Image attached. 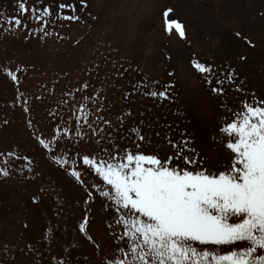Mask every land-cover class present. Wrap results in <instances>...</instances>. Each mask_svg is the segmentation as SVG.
I'll list each match as a JSON object with an SVG mask.
<instances>
[{"label": "rangeland", "instance_id": "1", "mask_svg": "<svg viewBox=\"0 0 264 264\" xmlns=\"http://www.w3.org/2000/svg\"><path fill=\"white\" fill-rule=\"evenodd\" d=\"M19 2L0 0V21L21 15L28 25L11 33L0 29V153L17 152L34 165L29 172L26 161L8 157L12 175L0 177V264H57L58 259L103 264L115 250L107 227L112 214L104 211L99 198L86 204L84 188L35 138L50 139L55 127L75 122L78 109L88 103L103 107L96 115L113 121L114 127L106 131L114 133L122 150L135 149L133 128L146 136L142 150L161 156L174 151L167 137L179 142L188 133L201 156L222 168L230 158L219 132L225 118L231 120L253 94L264 99V0H86L87 7L84 0H24L30 9L53 8L46 37L33 34L40 25L31 13L19 12ZM61 3L75 4L80 21L57 19L62 11L73 14L61 10ZM169 8L170 18L185 24L186 39L174 30L167 32L164 13ZM193 60L214 67L211 86ZM8 69H19V89ZM230 69L236 70V85L243 91L226 82L225 92L231 94H214L216 80L225 79ZM169 85L170 99L150 95ZM18 92L25 97L18 98ZM96 93L97 105L85 101ZM128 111L130 117L125 116ZM98 150L95 141L62 139L56 155L74 158L77 152ZM3 159L0 166H5ZM85 179L96 181L90 172ZM89 210L88 232L99 250L79 231Z\"/></svg>", "mask_w": 264, "mask_h": 264}, {"label": "snow or ice", "instance_id": "2", "mask_svg": "<svg viewBox=\"0 0 264 264\" xmlns=\"http://www.w3.org/2000/svg\"><path fill=\"white\" fill-rule=\"evenodd\" d=\"M84 6L87 7L86 0ZM59 8L73 14L62 11L57 19L80 21L81 17L74 14L75 4L61 3ZM18 9L22 15L31 13L40 25L33 29V34L45 37L50 34L47 29L53 17L51 6L30 9L20 0ZM172 12L169 8L164 13L167 32L171 34L175 30L186 39L185 24L170 18ZM22 28L27 29L28 25L21 15L0 21V29L6 33ZM248 43L251 45V41ZM192 64L197 72L208 78L211 86L214 67L199 60H193ZM18 72L19 69L6 71L17 89L20 86ZM224 75L225 79H217L216 86L211 88L214 94L224 95L226 82L235 86L236 91H243L236 85L235 69ZM171 87L152 91L150 95L170 99L168 89ZM82 88L86 91L89 84H83ZM68 95L75 99L74 94ZM99 95L84 99L91 100L95 106L99 103ZM24 97L23 92H18V98ZM24 107L30 111L27 100ZM97 112H103V107H89L84 103L78 109L75 122L65 121L64 126L55 127L50 139L42 136L37 139L54 163L66 169L84 188L86 204L90 206L99 198L104 211L112 214L107 227L114 238L115 250L103 264H264V99L253 94L252 101L245 99L242 110L234 112L231 120L225 118L219 132L230 158L222 168L201 156L194 146V138L188 133H183L179 142L167 137L174 151L161 156L156 152H144L142 144L146 136L139 128H133L136 147L122 150L114 133L106 131L114 127L113 121L96 115ZM131 115V111L125 113V116ZM93 116L95 120L91 119ZM118 119L122 127L124 116ZM101 121L105 127L99 126ZM62 139L73 143L95 141L99 150L92 154L77 152L74 158L56 155ZM0 157H4L5 165L0 166V177L12 175L11 168L7 167L8 157L23 159L28 171H33L34 161L28 156L21 157L10 151L6 156L0 153ZM89 172L96 178L90 184L85 179ZM43 191L41 188L40 192ZM33 200L38 203L39 196ZM90 218L89 210L79 231L99 250L100 245L88 232ZM57 264L69 262L58 259Z\"/></svg>", "mask_w": 264, "mask_h": 264}]
</instances>
